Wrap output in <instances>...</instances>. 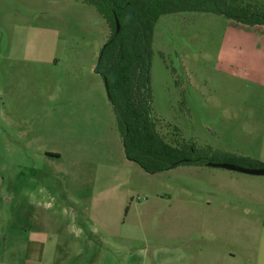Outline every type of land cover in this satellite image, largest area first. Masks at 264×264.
<instances>
[{
    "label": "rangeland",
    "instance_id": "rangeland-1",
    "mask_svg": "<svg viewBox=\"0 0 264 264\" xmlns=\"http://www.w3.org/2000/svg\"><path fill=\"white\" fill-rule=\"evenodd\" d=\"M230 2L259 4L264 0ZM104 20L94 6L82 0H0V111L5 104L4 113L0 112L1 240H21L13 225L40 233L46 243H206V251L213 256L225 257L229 251L238 259L250 257V243H257L250 196L255 193L256 202L264 204L263 175L210 165H185L150 174L124 160V151L118 156L114 142L111 160L123 167L125 175L117 187L112 178L111 208L115 191L132 194L141 203L147 195L152 197L142 206L148 214L145 226L123 230L105 241L102 229L96 228V239L90 226L86 228L96 226L90 222L89 209L99 180L88 177L87 169L75 165L64 144L61 147L65 143L62 131L69 135L68 126L62 127L60 138L53 139L52 134L60 136L53 107L63 95L58 87L65 78L85 73L86 79H93L90 66L105 42ZM56 28L66 33L58 40ZM23 38L22 48L18 43ZM260 46L250 30L234 26L222 14L162 16L152 44L150 82L153 116L164 139L172 145L193 142L209 152L250 158L244 152H250L251 138H258L264 125V101L252 92L254 88L257 95L262 88L254 85L251 89L250 84V59H255L250 54ZM22 131L29 134L30 151L23 150ZM111 133H115L113 128ZM115 138L123 149L119 136ZM6 142L13 143L15 150L9 151ZM55 147L61 148V159L42 157L41 151ZM26 158L30 168L23 167ZM167 193L175 198L171 203L155 197ZM156 209L176 210L174 230L152 231ZM83 214L87 224L80 233ZM130 218L131 213L126 221ZM181 218L186 221L177 230Z\"/></svg>",
    "mask_w": 264,
    "mask_h": 264
},
{
    "label": "crops",
    "instance_id": "crops-1",
    "mask_svg": "<svg viewBox=\"0 0 264 264\" xmlns=\"http://www.w3.org/2000/svg\"><path fill=\"white\" fill-rule=\"evenodd\" d=\"M104 21L106 29L103 32V37L106 41L110 35V28L106 20ZM2 24L3 28L7 27L4 23ZM55 31H57L55 32L57 40L60 35L66 34L61 29L57 30L56 28ZM250 36L255 37L256 40L259 39V44L263 45L254 49L253 53L250 54L255 56V59H250V84L252 85L251 89L254 85L258 90L260 87L262 88L261 92L256 90L257 95L254 88L252 92L255 97H261L264 101V34L250 30ZM23 41L20 39L18 43L19 45L22 44V48L23 44L25 46V38H23ZM27 45L28 41L26 47ZM22 48L20 47V49ZM96 63L97 61H93L90 66L91 72L92 70L94 72L93 79H90V81L85 78V73L82 75L76 74L74 77L71 75L65 78L58 87V92H62L63 95L56 98L53 109L57 121L60 122L57 123L60 136L52 134V137L57 140L63 135L65 138L61 139L65 143H62L61 147L64 144V148L70 153L74 164L87 169V173H90L88 177L94 178L96 176L98 178L99 186L96 189V194L92 197V205L89 209L90 222L92 221L96 226L94 230L89 224L86 227L87 216L83 214L82 227H79L78 231L82 233L85 229L84 226L87 229L90 226V232L92 231V234L94 232L95 238L98 239L99 232L96 231V228L99 227V230L102 229L104 235L102 239L105 241L107 236H119L123 230L124 232L135 231L138 226L139 228L145 226L144 218L148 214L142 206L148 204L152 197L147 195V198L141 203L139 199L135 201L132 194L124 192L118 195L115 191L113 194L114 203L111 208L112 178L117 180L115 181L117 187L119 182H123V175H125L123 167L115 164V160H111L113 150L116 151L118 156L124 151L122 154L124 160L135 161L128 159L126 156L123 139L118 129L117 117L108 98L104 80L100 74L95 72ZM94 76L97 81L94 80ZM1 106L3 110L0 112L3 114L5 104L2 103ZM262 116L264 118V107ZM63 126L70 128L69 135L65 133ZM112 128L117 135L111 133ZM61 129L63 130L62 135L60 133ZM28 136L27 132L22 131L24 151H30L31 149ZM114 136H119L123 149L119 147L120 143L116 138L113 141ZM257 136L258 138H251L250 152H244L246 153L244 155L264 164V125ZM112 142L115 143L114 149L111 145ZM6 148L9 151L15 150L14 144L9 142H6ZM60 149L56 147L51 150L45 149L41 151V155L47 157V160L61 159L63 154ZM27 162L29 160L26 158L23 163L24 168H30V164ZM138 165L146 171L140 164ZM95 169H98L97 175ZM129 171H132L131 168ZM260 180L262 182L261 192H263L261 195L264 196V179ZM155 197L167 204L175 200L172 194L168 193L155 194ZM250 198L254 199L250 205V217L257 243H250V257L247 258L238 259L234 252L229 251L226 252L225 257L213 256L206 251V243H155V240L154 243H46L40 233L36 231L28 232L23 226L15 227L11 225V228L17 229L16 232L21 234L22 238L21 240L18 238V243H4L1 240L3 228L0 226V264H239L240 260L241 264H264V204L256 202L255 193ZM133 204H140V206L136 207L135 205L133 210L131 209ZM125 210L126 214L123 215ZM131 210L133 211L131 212ZM170 210H172L170 213L169 210L164 209L152 211L151 227L154 233L175 229L176 225L173 218L176 220V210ZM84 211H86V208L82 209L83 213ZM177 211L180 212V210ZM129 213H131V218L130 222H127L126 218ZM185 221L186 219L181 218L178 223L180 226L176 229H181ZM90 237L93 236L90 235ZM95 238H92L93 242H95Z\"/></svg>",
    "mask_w": 264,
    "mask_h": 264
},
{
    "label": "trees",
    "instance_id": "trees-1",
    "mask_svg": "<svg viewBox=\"0 0 264 264\" xmlns=\"http://www.w3.org/2000/svg\"><path fill=\"white\" fill-rule=\"evenodd\" d=\"M82 1L94 6L110 28L95 72L104 80L128 159L149 173L185 165L202 166L208 162L264 167L256 159L209 152L193 142L180 146L167 142L158 132L153 116L150 82L152 44L156 24L162 16L178 12H212L226 16L236 27L264 34V3L236 4L230 0ZM118 23L120 28L117 31Z\"/></svg>",
    "mask_w": 264,
    "mask_h": 264
},
{
    "label": "water",
    "instance_id": "water-1",
    "mask_svg": "<svg viewBox=\"0 0 264 264\" xmlns=\"http://www.w3.org/2000/svg\"><path fill=\"white\" fill-rule=\"evenodd\" d=\"M119 28H120V25L118 23L117 31L119 30ZM207 165L214 166V167H223L229 170L264 176V167H248V166H242L240 164L231 163V162H208Z\"/></svg>",
    "mask_w": 264,
    "mask_h": 264
}]
</instances>
